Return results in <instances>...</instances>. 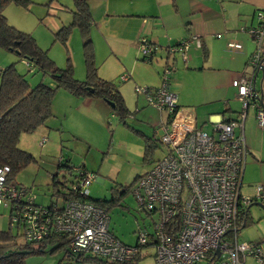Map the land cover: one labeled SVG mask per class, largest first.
I'll return each instance as SVG.
<instances>
[{"label": "rangeland", "instance_id": "1", "mask_svg": "<svg viewBox=\"0 0 264 264\" xmlns=\"http://www.w3.org/2000/svg\"><path fill=\"white\" fill-rule=\"evenodd\" d=\"M73 8V0H31L28 9L11 3L4 13L10 25L35 38L39 47L48 52V56L58 68L64 69L70 59L74 78L85 81L88 76V56L81 30L73 27L66 44L56 37L60 29L72 22ZM109 13L103 8L99 14L93 16L96 19L104 16L106 20H114L112 22L121 20L118 17H107ZM246 15L252 17V14ZM250 19L246 16L238 19L231 16L227 22L228 30L224 21H218L214 28L207 32L203 40L210 51L209 63L213 68L209 70L207 66L204 74L199 71L190 73L192 68L186 69L181 53L171 54L167 51L166 48L178 44L158 48L153 60L148 62V59L144 60L145 55L139 47L128 48L118 39L120 32L116 27L112 28L110 24L100 29L93 25L90 30L92 65L98 77L113 82L119 88L132 114L127 120L128 126L156 140L157 147L146 158L143 138L123 124L106 101L99 97L78 98L61 88L53 99V117L49 119L47 126L33 134L21 135L19 147L33 154L37 162L18 173L16 182L35 196L37 204L48 206L51 202H57L62 205L63 200L53 195V177L59 173V179L64 181L65 177L68 187L71 188L70 182L74 181V176L84 170L86 174L93 176L92 183L87 188L91 199L110 200L113 196L119 199L109 211L112 232L123 242L136 245L140 230L146 229L151 233L152 224L157 219V216H147L140 207L134 194L139 186L138 179L148 173L167 153L166 147L159 142L164 134L163 124L167 121V113L151 106L145 95L137 94L136 87H159L166 66L173 64L175 69L170 75V83L180 98L201 97L211 91L218 93L215 95L219 98L208 104H196L193 100L189 104L179 103L193 110L198 127L212 132V125L208 122L211 115L222 113L226 109L233 111V114L242 112L243 102L238 99L237 89L232 85L233 71L236 70L229 67L236 51L229 49L227 44L233 40L232 42L242 45L244 52L249 48L257 51V42L248 32H243ZM189 23L190 21L186 22L187 25ZM253 23L254 26L259 25L257 16ZM111 32H114L116 38L105 37L111 35ZM217 35L221 38H217ZM176 37H179L178 31L173 34V38ZM186 39L193 38L189 36ZM201 39L199 38L200 42ZM195 48L200 49L197 43H193L187 53L190 54ZM261 53L264 57V41ZM11 64H15L19 73L25 75L31 87L39 83L55 85V80L50 74L45 75L38 68L21 61L16 53L0 48V70ZM244 65L235 60V66L240 67L241 75H248L250 67ZM124 76H127L128 80L125 81ZM257 85L260 91L262 89L264 103L262 70ZM210 96L214 95L211 93ZM255 115V109L250 107L245 122V140L250 154L241 188V194L245 198L256 197V188L259 186L263 188L264 197V127L258 124ZM61 159L72 167L71 173L66 174L70 172L68 169L59 168ZM125 188L130 189L121 197ZM249 213L254 221L238 231V240L240 243H261V246H264V213L257 206H251ZM10 228L13 234H22L14 225L10 226V206L0 205V231H8ZM54 248L48 245L44 254L29 255L25 264H80L75 260H68L64 250ZM155 252L154 245L142 248L136 264H157Z\"/></svg>", "mask_w": 264, "mask_h": 264}, {"label": "built area", "instance_id": "2", "mask_svg": "<svg viewBox=\"0 0 264 264\" xmlns=\"http://www.w3.org/2000/svg\"><path fill=\"white\" fill-rule=\"evenodd\" d=\"M258 18L260 24L247 29L258 45L248 61L250 73L232 82L238 99L243 102L242 112L235 120L214 123L210 133L198 127L196 117L178 107V96L171 90L173 64L166 66L159 87H136L137 94L145 95L151 106L166 112L169 118L163 124L164 134L160 139L167 149L166 156L141 178L134 192L141 209L150 217L157 216L152 232L140 230L137 238L140 246H155L157 264H201L210 258L217 260V250L221 251L217 260L220 264H243L248 257L264 263L260 244L238 241L240 219L254 200L264 199L261 186L256 188L254 198L241 194L249 154L245 122L250 107L256 111L258 124L264 127V109L258 105L257 85L262 69L264 16L258 14ZM193 43L201 47L199 38L194 37L167 51L181 53L186 61ZM227 47L243 48L236 42L228 43ZM139 48L149 60L158 46L140 38ZM123 79L126 81L128 77ZM10 173L8 166H0V205L10 206V226L20 230L27 242H47L53 237L67 236L71 250L81 254L117 264L135 259L139 249L125 245L111 232L105 209L80 200L65 202L62 208L58 203L53 208L38 206L34 195L9 181ZM81 177L78 185H72V191L87 194L93 176L81 174ZM176 220L178 232H168Z\"/></svg>", "mask_w": 264, "mask_h": 264}, {"label": "trees", "instance_id": "3", "mask_svg": "<svg viewBox=\"0 0 264 264\" xmlns=\"http://www.w3.org/2000/svg\"><path fill=\"white\" fill-rule=\"evenodd\" d=\"M103 1L105 0H73L74 8L71 11L72 22L69 26L60 29L56 34V37L66 44L73 27H78L81 30L85 38V49L88 56V76L85 81H80L73 76V65L70 59L64 69L58 68L55 62L48 56V52L39 47L31 34L23 32L8 23L4 13L5 8L9 4L14 3L23 9H28L31 0H0V48L11 53H16L21 61H25L30 66L38 68L45 75L50 74L55 80V85L39 83L37 86L31 87L25 75L19 73L15 64H11L0 70V166L6 165L10 168L9 181L27 194L29 190L16 182V176L32 163H36L37 159L33 154L19 147L20 138L22 134H33L38 129L47 126V122L53 117V99L61 88L78 98L99 97L107 103H113V111L119 116L120 121L143 138L146 158L157 147L156 140L146 136L143 132L130 125L128 126L127 120L132 114L126 106L122 93L113 82L99 78L96 69L92 65L90 30L94 23V16L91 3ZM172 2L175 6V0H172ZM258 14L264 16V11L261 10ZM151 59L149 58L148 62H151ZM263 61L264 57H262V66L264 65ZM258 105L263 108L260 99ZM167 119H169L168 116ZM159 142L161 144V140ZM59 168L68 169V171L72 170V167L62 159ZM81 174L84 175L86 173L84 170H80V173L74 176V181L70 183L78 185L82 180ZM58 175L60 174L58 173L53 177L52 183L53 195L63 200V204L59 205L60 208L64 207L65 202L80 200L101 207L109 214L111 208L119 201L115 196L110 200H93L89 197L88 193L82 194L79 190L73 192L72 186L71 188L68 187L66 178L64 177V181H61ZM141 178L138 180H141ZM130 188H125L126 190L121 192V197L126 195ZM55 204L57 202H51L48 206L36 203V205L44 208H53ZM242 219H240L239 226H242L243 221H245ZM178 230L179 222L176 220L168 228V232L177 233ZM22 239H24L23 233L15 235L12 233L11 228L8 231H0V264H25L29 255L44 254L48 245L54 246V249L64 250L65 257L68 260H75L80 264L85 262L117 264L104 258L85 255L71 250L69 245L70 239L67 236H57L47 242L35 243L27 242L25 239L23 241ZM149 245L152 244L140 246L137 241L136 245H134L139 249L137 256L133 261L122 264H133L140 257L142 248ZM215 261L216 259H213L211 263H215Z\"/></svg>", "mask_w": 264, "mask_h": 264}, {"label": "crops", "instance_id": "4", "mask_svg": "<svg viewBox=\"0 0 264 264\" xmlns=\"http://www.w3.org/2000/svg\"><path fill=\"white\" fill-rule=\"evenodd\" d=\"M103 8H105L107 12H110L107 17H118L121 20L112 22L114 20H106L104 16H101L97 19L94 18L93 25H97V27L100 29L104 28V26H110V24L112 28L116 27L115 29L120 32V37L115 33L118 36V39L125 43L126 47L131 49H134V47H139L140 38L148 39L151 43L157 45L159 49H161V47H167L173 44H180L184 40H187L186 38L189 36H192V38H202L200 49L197 50L195 48L196 50H193L189 54L191 50L190 46L189 52L187 53V60L183 61L185 67H187L186 69L192 68L189 71L190 73H196V71H199L200 73L204 74L207 70V66H209V70H212L213 68L212 64L209 63L210 51L203 40V37L208 34L207 32L210 31L211 28H214V25L218 21H224L226 30H228L229 26H227V22L231 16L236 19L246 16V18L249 20L251 15L247 16L246 14H252L250 22L248 21L246 23L247 25L243 28V32L246 33L247 29L255 27V24L253 23L255 16L258 17L257 14L261 10L264 11V0H175V6L172 0H105L103 2L91 3V9L94 15L99 14V11ZM189 21L190 23L187 25L186 22L188 23ZM175 31L179 32V37L173 38ZM105 37L108 39L116 38L114 32H111V35ZM232 41L233 40H231V42ZM210 48L212 52L213 49L212 47ZM235 51L236 54H234L235 56L232 57L233 59L229 63V67L236 70L233 71V80L247 76L244 74L241 75L242 72H240V67L235 66V60H238L239 64L244 63L247 66L250 57L254 54V51H252L251 48L245 52L243 49ZM152 60L153 57L151 61ZM179 87H181V85H179ZM171 90L178 96V107L180 109L189 111L194 116L195 114L193 110L189 108V106L181 105L179 103L181 102L183 104H189L190 102L194 101L196 104H208L209 102L216 100L215 98H219V96L215 95L218 94L216 91L207 92L201 97L184 96L183 98H180L176 90L173 89V85H171ZM261 91H259L260 97L262 95ZM211 93L214 96H210ZM238 113L239 112L233 114V111L226 109L222 113L211 115L208 122L213 126L214 123L219 121L235 120ZM242 220L245 221H243L242 226H239L238 231L242 227H246L248 224L253 223L254 220L249 213V209L245 213ZM118 239L122 243H125L120 238ZM125 244L129 245L128 243ZM259 244L261 245V243ZM262 250L264 255V246H262ZM138 259L139 258H137V260ZM137 260H135L133 264H136ZM212 260L213 258L207 259L201 264H214L211 263ZM216 262L217 260L215 263ZM243 264L264 263L259 262L254 257H249Z\"/></svg>", "mask_w": 264, "mask_h": 264}, {"label": "water", "instance_id": "5", "mask_svg": "<svg viewBox=\"0 0 264 264\" xmlns=\"http://www.w3.org/2000/svg\"><path fill=\"white\" fill-rule=\"evenodd\" d=\"M264 62V61H263ZM263 72H264V65L262 66V69H261ZM93 91V90H92ZM262 92V91H261ZM263 94V93H262ZM260 99V103H261V105H262V107L264 108V103H263V95H261V97L259 98ZM110 106H111V108H114V104L113 103H111V102H109L108 103ZM251 206H257V207H259V208H261L263 211H264V205L263 204H261V203H253L252 205H250V207ZM249 207V208H250ZM216 256V258H217V260L221 257V251L220 250H217V252H216V254H215Z\"/></svg>", "mask_w": 264, "mask_h": 264}, {"label": "flooded vegetation", "instance_id": "6", "mask_svg": "<svg viewBox=\"0 0 264 264\" xmlns=\"http://www.w3.org/2000/svg\"><path fill=\"white\" fill-rule=\"evenodd\" d=\"M253 203H261L264 205V199H259V200H254L250 205H252ZM250 207V206H249ZM248 207V209H249ZM259 208V207H258ZM260 210H262L261 208H259ZM263 211V210H262ZM264 212V211H263Z\"/></svg>", "mask_w": 264, "mask_h": 264}, {"label": "clouds", "instance_id": "7", "mask_svg": "<svg viewBox=\"0 0 264 264\" xmlns=\"http://www.w3.org/2000/svg\"><path fill=\"white\" fill-rule=\"evenodd\" d=\"M260 98V97H259Z\"/></svg>", "mask_w": 264, "mask_h": 264}]
</instances>
